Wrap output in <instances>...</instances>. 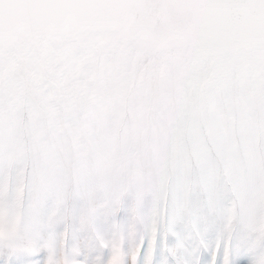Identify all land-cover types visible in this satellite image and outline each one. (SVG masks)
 Returning a JSON list of instances; mask_svg holds the SVG:
<instances>
[{"label": "snow or ice", "instance_id": "snow-or-ice-1", "mask_svg": "<svg viewBox=\"0 0 264 264\" xmlns=\"http://www.w3.org/2000/svg\"><path fill=\"white\" fill-rule=\"evenodd\" d=\"M0 264H264V0H0Z\"/></svg>", "mask_w": 264, "mask_h": 264}]
</instances>
